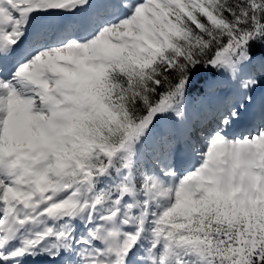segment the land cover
I'll list each match as a JSON object with an SVG mask.
<instances>
[{"label": "snow or ice", "instance_id": "obj_1", "mask_svg": "<svg viewBox=\"0 0 264 264\" xmlns=\"http://www.w3.org/2000/svg\"><path fill=\"white\" fill-rule=\"evenodd\" d=\"M0 264H264V0H0Z\"/></svg>", "mask_w": 264, "mask_h": 264}]
</instances>
